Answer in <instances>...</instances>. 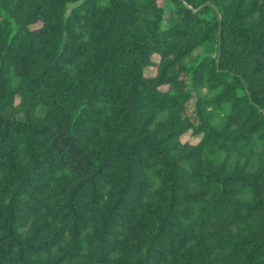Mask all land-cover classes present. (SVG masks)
I'll list each match as a JSON object with an SVG mask.
<instances>
[{
    "label": "trees",
    "instance_id": "trees-1",
    "mask_svg": "<svg viewBox=\"0 0 264 264\" xmlns=\"http://www.w3.org/2000/svg\"><path fill=\"white\" fill-rule=\"evenodd\" d=\"M0 264H264V0H0Z\"/></svg>",
    "mask_w": 264,
    "mask_h": 264
},
{
    "label": "rangeland",
    "instance_id": "rangeland-1",
    "mask_svg": "<svg viewBox=\"0 0 264 264\" xmlns=\"http://www.w3.org/2000/svg\"><path fill=\"white\" fill-rule=\"evenodd\" d=\"M146 74L147 75H151V74H153V68H147L146 69ZM181 140L182 141H189V142H195L196 140H197V138L196 137H193V136H190L189 134H185V135H183L182 137H181Z\"/></svg>",
    "mask_w": 264,
    "mask_h": 264
}]
</instances>
